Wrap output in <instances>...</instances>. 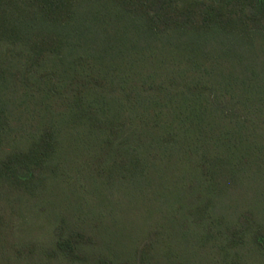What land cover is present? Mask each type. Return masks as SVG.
<instances>
[{
    "label": "trees",
    "instance_id": "1",
    "mask_svg": "<svg viewBox=\"0 0 264 264\" xmlns=\"http://www.w3.org/2000/svg\"><path fill=\"white\" fill-rule=\"evenodd\" d=\"M63 263L264 264V0H0V264Z\"/></svg>",
    "mask_w": 264,
    "mask_h": 264
},
{
    "label": "rangeland",
    "instance_id": "2",
    "mask_svg": "<svg viewBox=\"0 0 264 264\" xmlns=\"http://www.w3.org/2000/svg\"><path fill=\"white\" fill-rule=\"evenodd\" d=\"M44 206L47 207V209H49L48 205H44ZM21 213H22L21 216L24 218L19 217L17 222L19 224L24 222V224L22 226L19 225L17 227V231L15 232L14 242L17 244H22L23 242L39 243V242L48 241V229L46 228L41 230L40 228L36 227L33 217L32 216L30 217V213L27 210H21ZM32 223H34V227H36L34 230H32L33 228Z\"/></svg>",
    "mask_w": 264,
    "mask_h": 264
}]
</instances>
